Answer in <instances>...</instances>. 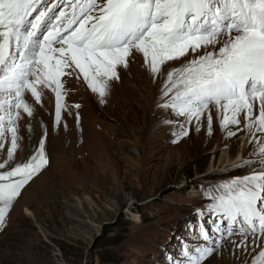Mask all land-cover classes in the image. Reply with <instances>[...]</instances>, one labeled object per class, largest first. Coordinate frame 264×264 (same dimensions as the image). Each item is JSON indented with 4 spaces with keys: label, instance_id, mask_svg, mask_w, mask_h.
<instances>
[{
    "label": "rangeland",
    "instance_id": "1",
    "mask_svg": "<svg viewBox=\"0 0 264 264\" xmlns=\"http://www.w3.org/2000/svg\"><path fill=\"white\" fill-rule=\"evenodd\" d=\"M53 4V14L71 11L65 0L44 4L37 0L29 19ZM221 46L216 45V50ZM204 54L203 48L195 55L189 50L183 57L158 64L159 71L153 73L150 62L146 64L143 54L136 52L127 67L117 66L119 79L89 73L97 89L105 91L104 97L91 90L75 65L64 68L71 75L57 77L62 85L59 123L54 84L37 82L39 99L24 91L22 101L31 116L22 105L14 110L19 119L13 116L10 124L7 106L0 111L6 129L0 137V162L7 161L0 172L27 162L42 138L48 161L20 189L0 224V264H188L185 249L196 255L198 246L214 249L200 264H253L259 258L264 245L257 237L264 233L249 232L245 239L213 232L215 216L207 209L209 195H217L214 189L264 171V164L253 163L264 159L259 151L264 148V131L255 132L254 127L252 135L244 113L238 125L222 127L223 108L209 106L199 123L195 118L189 123L163 106L182 88L177 85L164 95L171 88L168 74L173 73L175 83L179 79L175 70ZM45 55L53 57L54 64L61 54L48 50ZM3 99L10 98L0 94ZM254 108L252 120L259 115L258 99ZM9 127L17 129L12 159ZM244 142V159L219 169L221 155L227 152L234 159ZM212 164L216 169H210ZM193 191L198 195L193 196ZM201 223L212 240L200 238Z\"/></svg>",
    "mask_w": 264,
    "mask_h": 264
},
{
    "label": "snow or ice",
    "instance_id": "2",
    "mask_svg": "<svg viewBox=\"0 0 264 264\" xmlns=\"http://www.w3.org/2000/svg\"><path fill=\"white\" fill-rule=\"evenodd\" d=\"M59 2V0H58ZM71 11L53 14L56 4L47 10L36 11L37 0H0V94L10 99L0 100V111L19 119L21 108L29 116L32 112L22 97L30 90L37 99L36 83L55 85L57 123L61 112L62 85L57 77L71 75L64 68H76L83 73L89 87L97 89L89 73L107 80L119 79L117 66L127 67L136 52L150 62L153 73L158 64L175 60L189 53L204 55L176 69L179 79L173 83V73L168 74L171 88L182 85L171 102L163 106L199 123L209 106L223 108L226 115L222 127L238 125L245 114L247 129L252 135L264 131V0H65ZM41 4L45 0H40ZM93 13H98L93 15ZM75 26V27H74ZM227 39H223L224 37ZM223 41V42H222ZM222 46L216 50V45ZM56 44L59 47L52 48ZM67 45V48H65ZM211 46L213 51H207ZM60 53L55 59L45 55V48ZM70 53L66 56L65 53ZM37 73H44L38 75ZM30 77H35L30 80ZM107 84L105 83V87ZM259 100V115L252 120L255 102ZM77 107H79L77 105ZM78 119V117H77ZM211 130L212 116L207 117ZM255 127V132L253 128ZM4 117L0 116V137H3ZM12 132L9 159L17 149V129ZM187 134L186 132L184 133ZM235 135V132L230 133ZM3 143H0V149ZM264 154V148L259 149ZM44 139L29 160L0 172V224L20 189L43 167L47 166ZM246 163V162H245ZM253 163L264 164V159ZM7 161L0 162V169ZM217 195H209V214L215 219L213 232L255 236L257 230L264 233V171L237 177L214 189ZM223 193L218 194V193ZM203 214V213H201ZM222 225H226L223 226ZM200 238L212 240L205 223L199 225ZM239 247V245H237ZM214 249L197 247L196 255L185 249L188 264H200ZM253 264H264V251Z\"/></svg>",
    "mask_w": 264,
    "mask_h": 264
},
{
    "label": "bare ground",
    "instance_id": "3",
    "mask_svg": "<svg viewBox=\"0 0 264 264\" xmlns=\"http://www.w3.org/2000/svg\"><path fill=\"white\" fill-rule=\"evenodd\" d=\"M56 46H58V45H56V44H52V45H50V47H56ZM65 46H67V45H65ZM47 49V50H46ZM45 52H48V47H46L45 48ZM50 54V53H49ZM56 55V54H55ZM59 55V54H58ZM50 56V55H49ZM67 56H70V53H68L67 54ZM212 108L213 107H215V106H212V105H210ZM255 109V108H254ZM253 118V117H252ZM246 138V137H245ZM246 144H247V142H244V145L242 146V148L240 149V151L238 152V154H237V156L234 158V159H231V158H229V155H227V152H224L223 153V155H221V156H223V158H224V161H222V163L219 165V169L220 168H225V167H227V166H229V165H233V164H235V163H237V162H239L240 161V159H244V156H245V149H246ZM220 156V157H221ZM210 169H216V166H214L213 164L211 165V168ZM193 192H195V193H193V196H197L198 195V193H196V191H193ZM25 212L27 213V214H29V215H33V213L29 210V209H25ZM257 233H260L259 232V230H257ZM256 233V234H257ZM261 236V235H260ZM257 237V240L259 239V241H260V243H262V245H264V235L263 236H261V237ZM240 241L239 242H242V241H244V240H242V239H239ZM248 240V242H250V241H253L252 239H247ZM240 244V243H239ZM259 250V249H258Z\"/></svg>",
    "mask_w": 264,
    "mask_h": 264
}]
</instances>
